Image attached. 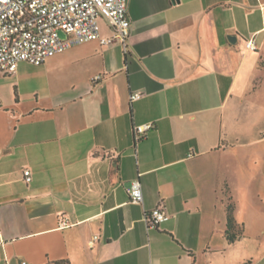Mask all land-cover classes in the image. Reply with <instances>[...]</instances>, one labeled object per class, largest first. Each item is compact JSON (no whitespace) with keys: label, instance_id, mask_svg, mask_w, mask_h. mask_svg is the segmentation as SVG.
Masks as SVG:
<instances>
[{"label":"crops","instance_id":"1","mask_svg":"<svg viewBox=\"0 0 264 264\" xmlns=\"http://www.w3.org/2000/svg\"><path fill=\"white\" fill-rule=\"evenodd\" d=\"M128 16V54L90 41L0 73V264H264V0H128Z\"/></svg>","mask_w":264,"mask_h":264},{"label":"built area","instance_id":"2","mask_svg":"<svg viewBox=\"0 0 264 264\" xmlns=\"http://www.w3.org/2000/svg\"><path fill=\"white\" fill-rule=\"evenodd\" d=\"M102 20L113 32L110 38H101ZM131 28L128 0H0V73L13 74L22 62L41 66L48 58L90 41L99 40L103 45L119 43L124 54H128ZM247 48L256 50L254 40L247 42ZM142 96L134 92L130 101ZM153 127L152 123L135 126V139L142 140ZM24 174L26 182H30V172ZM129 194L133 203L143 202L139 181L132 182ZM144 219L148 228L156 229L170 216L158 206L146 212Z\"/></svg>","mask_w":264,"mask_h":264},{"label":"trees","instance_id":"3","mask_svg":"<svg viewBox=\"0 0 264 264\" xmlns=\"http://www.w3.org/2000/svg\"><path fill=\"white\" fill-rule=\"evenodd\" d=\"M226 212H227V230H226V237L229 242L233 243L237 240L239 235L241 234V231L237 230V224L235 223L233 219V206L232 203H228L226 207ZM56 264H68L65 262H60Z\"/></svg>","mask_w":264,"mask_h":264},{"label":"rangeland","instance_id":"4","mask_svg":"<svg viewBox=\"0 0 264 264\" xmlns=\"http://www.w3.org/2000/svg\"><path fill=\"white\" fill-rule=\"evenodd\" d=\"M61 37H64V34L63 33H61Z\"/></svg>","mask_w":264,"mask_h":264}]
</instances>
